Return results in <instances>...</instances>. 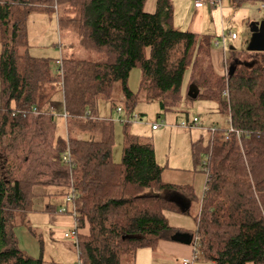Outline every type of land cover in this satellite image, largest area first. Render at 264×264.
<instances>
[{
    "label": "trees",
    "instance_id": "obj_1",
    "mask_svg": "<svg viewBox=\"0 0 264 264\" xmlns=\"http://www.w3.org/2000/svg\"><path fill=\"white\" fill-rule=\"evenodd\" d=\"M228 1L232 7L256 2L264 11V0ZM145 2L0 0V264H42L19 248L13 232L33 209L34 185L59 186L66 195L74 187L82 264H122L140 248H156L172 230L163 211L188 213L193 188L164 181L151 141L126 129L115 161L113 122L99 116V103L111 110L120 104L128 118L139 101H156L160 112L176 110L187 72L185 91L197 87L195 99L214 102L239 132L214 126L206 139L191 143L193 166L203 171L204 155L207 167L194 251L216 264H264V51L237 55L229 48L218 74L210 57L214 35L176 29L171 0H156L151 13ZM37 11H54L60 38L75 35L97 58L62 55L59 74L56 59L31 56L26 21ZM133 69L140 72L135 91L128 86ZM55 85L62 93L63 136L55 135L53 112L43 111L53 104ZM195 99L186 94L185 107ZM44 132L50 139L41 149L35 139ZM16 135L18 142L2 145L4 136ZM67 149L70 169L62 161ZM180 203L187 205L183 211Z\"/></svg>",
    "mask_w": 264,
    "mask_h": 264
},
{
    "label": "rangeland",
    "instance_id": "obj_2",
    "mask_svg": "<svg viewBox=\"0 0 264 264\" xmlns=\"http://www.w3.org/2000/svg\"><path fill=\"white\" fill-rule=\"evenodd\" d=\"M221 5V11L219 12V8L217 6L215 7L217 9L213 10L218 13L213 14H215V30L220 29V20H223L226 58L229 57L228 49L230 47H234L236 49L237 55H240L241 53H243L242 55L249 54L251 52V50L247 49L249 39L255 31L260 30L261 22L264 19V11L260 9V5L256 2H247L239 7H232L228 0H223ZM179 13L184 20L186 19L187 23V19L189 17L188 14L186 12L181 13V10ZM213 14L210 15V12L206 10L205 18L210 19ZM182 27L178 24L175 25L176 29H187ZM191 27L192 26L190 24V30L192 29ZM26 30L27 42L29 45L27 50L31 56L50 57L55 59L60 56V53H62L63 56H71L79 59L92 60L97 58V55L87 52L80 47L75 35H71L69 38H64L63 36L60 38L56 24V14L54 11L32 12L27 18ZM211 31L214 30L211 29ZM231 33L236 35L235 39L231 38ZM226 67L227 64L225 63V68ZM139 77L140 72L138 69H133L130 72L128 86L132 91L137 89ZM188 78L187 72L184 77L182 88L183 101L176 110L160 112L156 101H139L136 103L133 113L140 116L141 120L134 121L132 118H128L123 110L121 113H117L116 110H111L106 101H101L99 103L100 115L110 118L113 122V157L115 161L120 160L122 136L124 129H126L129 133H135L139 137L150 139L155 150L156 160L159 164L166 165L168 167L180 168L179 172L176 173L178 175H173L171 171H167V175H165L166 177L178 180L187 176L190 173L188 171L189 169L192 171L194 166L190 147L191 141H196V139L198 140L200 137L206 139L208 137L207 131L213 128V126L227 129L229 124L226 114L210 110L212 107V103H210V101L195 99L189 103L187 107H185L184 102L187 94L185 87ZM49 94L51 95L50 102H56V108L58 107L57 111H60V87L55 85L49 91ZM48 105L49 104H45V108H47ZM54 109L55 107L53 110ZM36 116L37 115L33 117V115H31V118L35 119ZM63 116L65 117L64 114L61 115V117ZM193 117L197 118L198 126H188L186 128H182L178 125L181 121H191ZM151 124H157L161 129L151 131ZM47 132H44L41 136L36 137L35 139L37 143L41 144V149L48 147L45 146L50 139ZM64 132L65 130H63V128L57 126L55 135L63 136L65 135ZM59 133L61 134L59 135ZM15 140L18 142L20 137L17 135L15 137L4 136L1 139V143L5 147L8 146L9 143H15ZM203 158L204 155L202 156V159ZM201 174L205 177V173L202 172ZM39 201L40 198L34 197V207L39 205ZM193 211L194 208L191 212ZM38 217L39 220H36L38 221L36 224L33 222L30 223L29 219L28 224L17 222L16 226L13 227V232L17 239L19 248L32 258L41 257L42 264H77V254L72 247L73 242L66 239H52L49 233L51 226L47 224V221L43 219V216L38 215ZM170 234L171 231H168L165 233L166 237L164 238H170ZM142 252H144L143 256L145 258H142L137 264H181L180 257L166 255L167 253L163 251L162 253H158V249L157 251L153 250V253L151 254L148 253L151 252V250H144ZM130 257L132 256L123 258L122 264H133V259ZM193 264L213 263L204 259L200 253H197Z\"/></svg>",
    "mask_w": 264,
    "mask_h": 264
},
{
    "label": "crops",
    "instance_id": "obj_3",
    "mask_svg": "<svg viewBox=\"0 0 264 264\" xmlns=\"http://www.w3.org/2000/svg\"><path fill=\"white\" fill-rule=\"evenodd\" d=\"M195 1L196 0H171L172 6H173V13H174V16H173L174 26L176 24L180 25L181 27L185 26L182 28H187L186 30L191 31V32L196 33V34L214 35L215 37H214L213 41L216 40L217 37L220 38L222 33L225 34L224 29H223V26H224L223 20L222 19L220 20V29L215 30V28H216V23L214 21V15L215 14H213V13H218L215 10H213V9H217L215 7H217L218 5L217 6L211 5L208 3L207 0H202L203 4L201 6H195L194 5ZM222 1L223 0H221L220 5L218 6L219 12L221 11ZM155 5H156V0H146V2L144 4V10L146 12L151 13L155 10ZM180 10H181V13L186 12L188 14L189 17L187 19V23H186V19L184 20L179 15ZM206 10L210 12V15L213 14V16L210 17V19L205 18ZM182 20L185 22H183ZM56 24H57V22H56ZM190 24L192 26L191 30L189 29ZM211 29L214 31H211ZM225 52H226L225 46L224 47L222 45L215 46L214 44H212V47L210 50L211 64H212V67L215 70V72L218 74H223L225 71V63H226V59H227L225 56ZM61 56H62V53H60V56L58 58H61ZM55 59H57V58H55ZM60 96H61L60 106L62 107V93L60 94ZM119 98L122 99V97H119ZM210 103H212V107L210 108V110L211 111H213V110L218 111L216 104L214 102H211V101H210ZM56 104L57 103L55 102L52 105H48L47 108H45V106H44L43 111L47 110L49 113L53 112V119H54L53 123L55 124V130L57 129V126H59L60 128H63V130H64L65 129V120L63 117H61V112L57 111L58 107L56 108V106H57ZM54 107H55V109L53 110ZM51 108H52V110H51ZM38 114H39V112L37 113V115ZM98 114H99V116L106 118L105 116L100 115L99 109H98ZM32 115H33V117L35 116L34 114H32ZM139 118H140V116H139ZM159 127L155 128V129H153L151 127V131H157L158 129H161ZM182 128H186V127H182ZM207 132H208L207 134L209 135V131H207ZM60 134L61 133H59V135ZM133 135H137V134L133 133ZM144 139L150 141V139H147V138H144ZM192 142H194V141L192 140L191 143ZM161 166H163V171H162L163 180L168 182V183L190 184L192 186L194 194L196 196V201H193L190 203V205H189L190 210L188 213L173 212V211H167V210L163 211V213L167 219V222L172 229L171 234H170V238L159 239L157 241V246L154 249H151V248H140V249H138L136 251L134 257H133V264H137L138 262H140V260L142 258H145L143 256L144 252H142L144 250H147V251L151 250V252H148L149 254H151V253H153L152 252L153 250L157 251V249H158V253H160V252L162 253V251H163V252L167 253L166 255L180 257L181 260H182V258H186V257L191 256L194 252V245H192L193 244L192 240H193V232L195 231V227H196L195 215H197V213H198L200 200H201L203 192H204L206 175L204 177L203 174H201L203 171L200 169V167L199 168L193 167L192 171L190 169L188 170L190 173L187 176H184L178 180H174L171 177L170 178L166 177L165 175H167L166 174L167 171H171L173 173V175H178L176 173L179 172L180 168L168 167L166 165H161ZM65 191H66V189L65 190H64V188L61 189L59 186L34 185L32 187V192L35 195V197L40 198V201H39V205H37L35 207L33 205V209L31 211H28L27 216H26L27 217L26 223L28 224L29 219H30V223L33 222L34 224H36L38 222L36 220H39L38 215L43 216V219H45L47 221V224L51 226V228L49 230L50 237H52V239H66V240L73 242L72 247L74 248V251L77 254L75 242L73 240H71L69 238H65L63 236V233L65 231H67V230L69 231L73 227V225L75 223V218L73 215H71L68 212L59 213L57 211L58 208L63 205L64 197L66 195V194H64ZM182 205L187 206L184 203H182ZM193 208H194V211L191 212ZM81 231L86 232L87 228L85 227ZM177 232L191 234L192 240H191L190 244H184V243H181L179 241L173 240L171 238V236H173ZM210 262L213 264H216L213 261H210ZM247 264H252V263H247Z\"/></svg>",
    "mask_w": 264,
    "mask_h": 264
},
{
    "label": "built area",
    "instance_id": "obj_4",
    "mask_svg": "<svg viewBox=\"0 0 264 264\" xmlns=\"http://www.w3.org/2000/svg\"><path fill=\"white\" fill-rule=\"evenodd\" d=\"M207 1H208L209 4L215 5V6H217V5L219 6L220 3H221V0H207ZM202 4H203V1L202 0H196L195 3H194L195 6H201ZM230 36H231L232 39H234L236 37V35L234 33H231ZM224 39H225V34L222 33L221 36H220V38H217L216 40L213 41V44L215 46L222 45L224 47L225 46V40ZM55 64L57 66V72L59 74H61L62 73V71H61V65H62L61 58H57L55 60ZM221 94H222L223 97L226 98L228 96L227 89H224ZM51 110H52V108H51ZM116 111H117V113H121V111H122L121 107L118 106L117 109H116ZM37 113H38V111L35 108H33L32 114L37 115ZM129 118H132L134 121L141 120L137 114H133ZM197 122H198L197 118L196 117H193L191 119V121H186V122L181 121L179 123V126H181V127L198 126V123ZM151 127L153 129H155V128L158 127V125L157 124H152ZM214 130H215V127L213 126V128H211L208 131L213 132ZM226 130H227V134L230 133V132H235L237 135L239 134V132L237 130H234L231 127L230 124H229V127ZM225 138H227V136ZM62 161H63V163L65 165L68 166L69 169L73 166V162H72V160L70 158L69 150L68 149H67V152L65 154H63ZM205 163H206V156H204V159H203V168H202L203 171L206 173L207 172V167H206ZM75 195L76 194H75L74 187L70 186L69 187V190H68V193H67V195L65 196V199H64L65 204L62 205V206H60L57 211L59 213H66V212H68V213H70L71 215L74 216L75 223H74L73 227L69 231H65L63 233V236L65 238H69V239L73 240L76 243L77 231L78 230L76 228L77 227L76 226L77 220H76V211H75V206H74ZM193 245H194V243H193ZM194 259H196V253H195V251L193 252V254L191 256L186 257V258H182L181 264H193ZM77 264H82V262L77 259Z\"/></svg>",
    "mask_w": 264,
    "mask_h": 264
},
{
    "label": "water",
    "instance_id": "obj_5",
    "mask_svg": "<svg viewBox=\"0 0 264 264\" xmlns=\"http://www.w3.org/2000/svg\"><path fill=\"white\" fill-rule=\"evenodd\" d=\"M232 48V47H230ZM248 50L251 51H264V19L261 22V26H260V30L259 31H255L252 35L251 38L249 39V43L247 46ZM233 68L234 66L232 64H230L229 69H230V74L233 72ZM199 91L198 88L193 86V85H189L188 90H187V94L190 98L195 99L198 95ZM181 207V210L183 211L185 209V206L182 205V203L179 204ZM171 238L175 241H179L181 243L184 244H190L191 240H192V235L188 234V233H175L173 236H171Z\"/></svg>",
    "mask_w": 264,
    "mask_h": 264
}]
</instances>
